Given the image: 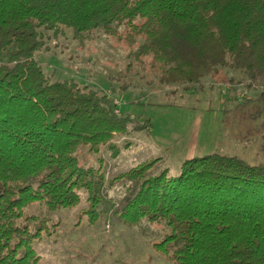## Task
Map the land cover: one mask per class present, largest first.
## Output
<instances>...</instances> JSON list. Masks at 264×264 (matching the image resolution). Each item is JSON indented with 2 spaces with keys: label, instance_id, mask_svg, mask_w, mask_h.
Here are the masks:
<instances>
[{
  "label": "trees",
  "instance_id": "trees-1",
  "mask_svg": "<svg viewBox=\"0 0 264 264\" xmlns=\"http://www.w3.org/2000/svg\"><path fill=\"white\" fill-rule=\"evenodd\" d=\"M67 31L79 43L112 39L126 71H145L148 83L189 91L225 69L264 87V0H0V264H36L35 244L59 226L28 206L50 213L84 197L78 219L93 225L114 206L106 183L121 180L129 195L114 212L128 225L161 224L155 246L172 264H264V163L213 152L176 175L151 174L155 158L106 179L100 153L117 155L114 138L131 120L104 90L44 71L45 33Z\"/></svg>",
  "mask_w": 264,
  "mask_h": 264
},
{
  "label": "rangeland",
  "instance_id": "rangeland-1",
  "mask_svg": "<svg viewBox=\"0 0 264 264\" xmlns=\"http://www.w3.org/2000/svg\"><path fill=\"white\" fill-rule=\"evenodd\" d=\"M45 34L36 59L52 79L72 78L104 90L115 97L119 115H129L128 127L133 130L115 136L117 155L105 149L100 153L107 180L155 158L160 160L151 174L166 170L176 175L183 160L213 152L238 156L251 165L264 163L259 149L264 133L262 85L248 86L240 73L225 69L203 77L202 86L189 91L154 80L148 83L145 71H126L123 48L101 33L83 43L68 31L58 37ZM145 120H149L146 127ZM81 153L86 164L96 165V157L89 158L84 149ZM127 195L124 180L106 183L105 199L114 206L93 225L84 216L78 219L86 206L84 197L77 207L50 213L42 204L28 206L29 213L59 221L51 236L44 235L35 244L40 257L36 264H172L155 246L165 232L161 224L142 220L128 225L114 212Z\"/></svg>",
  "mask_w": 264,
  "mask_h": 264
}]
</instances>
